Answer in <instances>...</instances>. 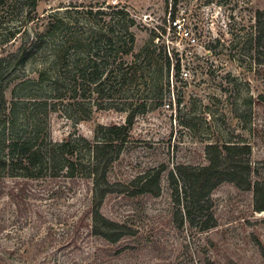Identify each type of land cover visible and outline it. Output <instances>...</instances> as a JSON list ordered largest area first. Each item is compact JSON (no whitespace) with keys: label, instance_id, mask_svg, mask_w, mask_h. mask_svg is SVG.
Returning <instances> with one entry per match:
<instances>
[{"label":"rangeland","instance_id":"1","mask_svg":"<svg viewBox=\"0 0 264 264\" xmlns=\"http://www.w3.org/2000/svg\"><path fill=\"white\" fill-rule=\"evenodd\" d=\"M173 2L47 0L38 2L28 19L21 14L25 33L0 47V59L48 27L51 37L26 62L1 67L0 93L7 108L2 114L15 102L20 124L22 104L30 108L48 100L38 111L46 141L79 136L93 142L97 126L123 125L133 110L129 142L108 180L126 183L160 165L166 171L157 197L105 198L101 214L134 231L115 244L92 234L89 179L5 175L0 178V264H264V212L253 210L251 191L228 183L217 187L210 196L217 225L200 231L187 222L178 227L167 180L176 165H206V146L225 143L249 146L252 179L264 180V67L254 64L245 44L264 0ZM174 24L195 43L181 39ZM122 25L134 43L131 54L121 56L120 67L114 42ZM61 44L65 54L54 63ZM75 60L84 69L93 60L106 71L121 68L127 80L120 83L114 72L100 98L91 92L93 86L70 82L59 93L62 99H51L53 72L71 69ZM183 69L189 71L186 78ZM40 72L45 76L38 86ZM75 94L84 97L70 99ZM166 103L169 110L163 108ZM0 133L10 137L8 127Z\"/></svg>","mask_w":264,"mask_h":264},{"label":"trees","instance_id":"2","mask_svg":"<svg viewBox=\"0 0 264 264\" xmlns=\"http://www.w3.org/2000/svg\"><path fill=\"white\" fill-rule=\"evenodd\" d=\"M40 1L47 0H0V47L14 41L19 34L25 33L26 20L18 19L23 13L24 18L28 19V15L35 11ZM172 1L173 5H176V0ZM117 13L125 16L122 11ZM254 18L253 30L245 35V44L249 45L254 64L264 67V11L257 10ZM50 32L51 28L48 27L44 34L37 33L33 38L27 37L16 53L7 59H0V69L2 66H10L13 61L14 64L26 62L34 54L42 51L51 37ZM120 34L114 45L116 55L120 56L121 67L124 64L121 56L131 54L134 36L124 25L120 26ZM65 50V44L57 47L55 53L58 54L54 56V63L65 54L63 53ZM140 56L141 54L136 55L135 58ZM90 63L92 66L84 69L79 60H75L71 69L61 71L63 73L55 70L48 87L50 98L62 99L63 96L59 93L64 89V85L70 82L77 87L84 86V83L93 86L91 92L100 98L105 84L115 71L102 69L97 60ZM126 75L121 68L115 72V78L119 79L120 83L127 80ZM44 76V72H40L35 84L41 85ZM82 97L83 94H75L70 99L78 100ZM47 103L48 100L33 102L30 108H27L28 104H22L23 107L19 111L22 118L18 124V105L12 102L8 114H2L7 108L4 94L0 93V129L8 127L10 130L9 138L0 133V178L7 174L22 179H39L46 175L58 177L63 174L68 178L89 179L92 196L90 207L92 234L111 244L132 236L134 231L129 226L105 218L100 209L109 195L157 197L161 192V177L166 171L164 165L149 169L126 183H111L108 180L111 165L129 142L135 112L127 111L123 125L97 126L93 142L79 136H69L62 142H52L46 141L44 119L38 112L47 107ZM75 105L80 107L81 102H76ZM143 111L144 109L141 113ZM85 117L88 115L83 118ZM75 120L79 121L82 118ZM250 153L249 146L243 144H210L205 148L206 165H176L168 172L167 180L175 207L174 220L178 227L184 222L198 227L200 231L216 227V219L211 213L210 196L223 183L231 184L239 191H251L253 210L257 213L264 212V180L252 179L255 172L249 161Z\"/></svg>","mask_w":264,"mask_h":264},{"label":"built area","instance_id":"3","mask_svg":"<svg viewBox=\"0 0 264 264\" xmlns=\"http://www.w3.org/2000/svg\"><path fill=\"white\" fill-rule=\"evenodd\" d=\"M174 26H176V28L178 29V31L180 32V37L181 39H185L186 41H188L191 45H193L195 43V38H193L191 36V34L189 32H187L185 29H182V27L180 26V24H174ZM188 70H182L181 75L183 78L188 77ZM163 108L166 110L170 109V105L169 103H166L163 105Z\"/></svg>","mask_w":264,"mask_h":264}]
</instances>
